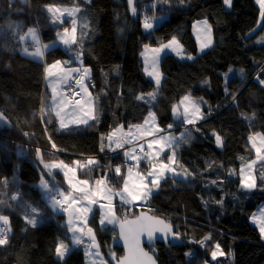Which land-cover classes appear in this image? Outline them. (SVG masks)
<instances>
[{
	"label": "trees",
	"instance_id": "16d2710c",
	"mask_svg": "<svg viewBox=\"0 0 264 264\" xmlns=\"http://www.w3.org/2000/svg\"><path fill=\"white\" fill-rule=\"evenodd\" d=\"M134 2L131 14L127 0H0V111L7 117L0 125V214L10 222L8 243L0 245V264H87L81 247L63 258L57 255L59 243H70L65 207L53 209L43 199L36 182L47 174L39 155L67 162L94 160L98 168L78 170L80 176L101 179L109 169L110 184L118 190L126 165L120 151L105 155L109 133L119 125L140 124L150 111L165 130L183 125L181 117L173 118V107L180 110L195 89L200 95L192 99L202 116L184 127L172 147L176 175L163 179L144 205L116 201V220L148 209L174 226L184 244L151 246L158 264H264V240L250 221L254 210L264 206V160L254 166L255 188H243L240 177L241 166L255 157L248 137H264V17L253 31L260 14L257 0H231L230 6L224 0ZM46 4L79 10L74 18L55 24ZM161 13L167 15L164 22L142 28L148 16ZM202 19L211 26L213 43L198 53L192 27ZM30 27L42 42L54 39L57 29H71L75 42L68 45L77 53L55 46L45 50L44 62L23 54L20 38ZM172 38L183 54L161 57L157 87L144 71L142 51ZM80 56L92 80L97 114L86 126L61 128L56 119L42 118L44 67ZM53 144L60 153L49 151ZM116 167L121 168L119 176ZM32 218L38 220L35 226L27 223ZM89 223L100 252L112 264L123 253L114 242L115 222L100 227L93 217ZM217 245L223 255L213 261Z\"/></svg>",
	"mask_w": 264,
	"mask_h": 264
},
{
	"label": "crops",
	"instance_id": "0c3cea01",
	"mask_svg": "<svg viewBox=\"0 0 264 264\" xmlns=\"http://www.w3.org/2000/svg\"><path fill=\"white\" fill-rule=\"evenodd\" d=\"M259 9H260V6H259ZM66 29H67V32L68 31L72 32L71 29L69 28H66ZM36 33L38 36V40L41 43V47H40L41 51L44 53L45 50L51 47L46 48V46L44 45V42H42L41 37L37 31ZM73 40H74V37L71 33L67 37V41L68 43H70ZM164 45H170V46L163 48V51H161L159 54H157L154 51V49L161 48ZM178 46H179L178 41L172 38L161 45L148 46L147 48L145 47L143 49L142 60L144 63V71L147 74V76H149V78H151L154 81L157 87H159L160 83L159 85H157L155 77L158 76L161 82V73H160L161 57L167 52L170 53L171 51L170 49L177 48ZM182 54H183L182 50L177 53V55L179 56H181ZM34 59L44 62V55L42 57L39 56V58H34ZM71 59L73 58H67L69 63H66L63 60H61L62 63L65 65L60 64L59 66L55 68H50V71L52 73L51 76L46 75L45 68H47L49 65L54 64L57 60L45 64V67H44L45 97H44L43 104L41 107V110L44 109L43 112L41 111L42 118L48 121H51L52 119H56L60 127H61V121H63L64 124L67 125V127H72V126H78V125L86 126L93 119V115L91 111V106H93V103L91 99L88 98V94L92 95V93H89L88 90L90 89V87H88L85 84V81L84 82L82 81L80 83V88L84 94V99L82 101H80L79 103H70L66 97L65 86H66V82L68 78L77 71L78 67L84 65L81 56L77 57L75 60H71ZM69 64H73L75 66L66 67V65H69ZM72 70H75V71H72ZM149 73H151V75H149ZM189 97L187 98L189 99ZM54 99L56 101L55 105H53ZM193 104L196 107H200L199 105H197L196 102ZM198 109L199 111H195L194 112L195 115L191 119L201 118V110L200 108ZM57 111L60 112L59 116H57L56 114ZM150 112L153 113L152 111ZM179 112H180V117L182 118L181 119L182 123H184L183 119H185L186 113L185 111L181 110V108ZM149 113L146 115V117L140 124L129 126L126 128L119 125L109 133V136L110 135L113 136V140L110 141L109 136H108L106 148L112 152L120 151V153L123 155V160H124L122 164L126 165L125 170H124V176L122 179V184H121L122 186L118 190H114L110 184L109 174H108L110 171L109 169L106 171V173H104L101 179H98L101 181L105 179L106 185H104L103 183L100 185L99 184L94 185L93 180H92L94 176L92 178H90V176H87V177L80 176L78 172V168L76 167V163H75L76 159L73 161L67 162V161H64L61 159H55V158L44 159L41 157V155H39L40 158L38 159V162H40L41 166L43 167L47 175H45L43 172L42 177L38 180V182L42 180L45 181V183L48 186L47 188L50 189V192L48 193L49 196L47 197V199L46 200L44 198L43 199L45 200L47 204H49L52 207L53 202L51 200V196L56 195L57 198L62 200L64 207L67 208V211L64 212V216H65L64 223L66 224V227H67V233L70 237V243L68 245H62V246L66 247L67 249H72L73 247L83 248L85 251V259H86L87 264H108L104 255H102V253L100 252L98 248V243L95 239L93 229L89 223L90 220L93 217H95L97 218L98 225L100 227H105L106 225L109 224L107 223L106 214L108 213V211H110L111 219L113 220V222H116L117 215L115 214V209H114V204L116 201L125 203L127 205H144L147 202L150 195L152 194V192L155 190V188H152L151 183H150L152 177L148 176V173L153 171V165H155L156 168L159 169L161 164H167L168 167L175 169L174 163H169V157L173 156L174 154V159H175V152L173 151L172 147L174 143L177 141L178 136H180L183 133V131H185V128L180 127L173 133L169 132L167 129L165 130L159 125L156 119L157 117L155 116L154 113L153 114L155 116V121L153 123V121L149 117ZM0 117H2V120H0V125L6 123L7 117L1 111H0ZM84 120H87L86 124L81 122ZM146 120L148 121L147 124L145 123ZM137 126H141V127L137 128ZM180 129L181 131L177 132ZM116 136H121L122 139H130L131 142L124 143V146L122 148H116V144L114 142ZM162 137H167L169 139L174 138L172 146L168 147L167 146L168 141L161 139ZM249 137H253V140L250 141ZM249 137H248V142L250 146L253 148V150L255 147H258V148H261V151H264V140H262L263 135H261L260 133H256ZM152 139L160 140V144L158 146L153 145V148L149 150L147 147V144H148V141ZM253 143H255V147L253 146ZM141 145L144 146L143 151H141V147H140ZM51 146L53 147V145H50V147ZM160 148H163L164 150L160 152L159 151ZM126 152L129 153L128 156L125 155ZM157 152H159L158 156H157ZM57 153L58 152H56V154ZM145 153H148V155L152 156L153 159L149 161L147 157L145 156ZM52 154H55V152H53ZM133 156L135 157L134 159L132 158ZM255 157H256V153H255ZM255 157L251 161L241 166V169H240L241 179H242V175L244 177V172L247 169L251 168L249 167V165H251ZM61 161L63 162V164L67 165L68 168H71L75 172V177H76L75 179H71L73 172L68 171V168L51 167L52 165L60 164ZM257 162H255V164ZM255 164L253 165V167L255 166ZM45 165H49L50 167L46 168ZM86 169H89V167H86L85 170ZM129 169H131V172H129ZM65 172H68L67 178L65 176ZM174 175H176V170L174 173L165 172L166 177L174 176ZM125 178H127L128 180L129 191L141 193L144 191V189L138 188L137 185H141L142 183H147L148 186L152 188L150 195H148L145 198L133 199L127 193H123ZM80 180L88 181V184L83 186L85 190L88 192L87 195H82L80 192L75 190L76 188L80 187L78 183ZM254 182L256 183L255 179H254ZM70 183L72 187L69 186ZM38 188L42 195V189L40 187ZM47 188H44V190L46 191ZM59 192H63L65 193V195H68L69 193H71L72 197H75L78 203H75V204L69 203V200L71 199V197H69V200H64L63 197H60L58 195ZM101 193H103L104 195L102 199L100 198ZM121 193L124 195L125 200L127 202L121 199V195H120ZM92 201H95V202L93 203ZM109 205H111V208H109ZM84 207H90L91 212H88L85 214L83 213L82 210L76 211L77 208L83 209ZM56 208H59V206L57 205ZM262 208H264V206ZM61 210L64 211V208ZM102 218H106L103 224H101ZM250 221L260 231V226L262 223H264V215H263V220L255 219L254 221H252V218H250ZM2 226L6 227L4 224H1V227ZM89 228L92 230L91 232L88 231ZM74 235L80 238L81 242L79 244L73 243ZM58 245H61V244L59 243ZM64 247L61 248L62 251H64ZM67 252H65L64 256L67 254Z\"/></svg>",
	"mask_w": 264,
	"mask_h": 264
},
{
	"label": "snow or ice",
	"instance_id": "6c2138e0",
	"mask_svg": "<svg viewBox=\"0 0 264 264\" xmlns=\"http://www.w3.org/2000/svg\"><path fill=\"white\" fill-rule=\"evenodd\" d=\"M128 3H129L130 6H133L134 0H128ZM224 3H225V5H229L230 6L231 0H224ZM257 3L260 5L261 14H262V17H264V0H257ZM48 11L52 12L53 8L51 6H49L48 7ZM64 11H68V10H64ZM132 11L135 14L136 10H135L134 6L132 7ZM69 15H71V12H69ZM159 19L160 20H164L166 18L165 17H160ZM144 28L146 30L152 29L153 28V24L146 22V23H144ZM65 32H67V29H65ZM29 34L33 37L34 40H36L35 32H34L33 29H29ZM62 42L64 44L68 43L67 40H63ZM73 42H75V41L73 40ZM37 43H38V41H37ZM210 44H211V40L209 39L208 43H206V44H204L202 46V50H203V48H207ZM169 46L170 45H164L161 48L154 49V51L157 54H159L161 51H163V48H166V47H169ZM46 47H49V46H46ZM145 47L147 48L148 46L145 45ZM33 55L42 57L44 55V53L39 48H37L36 52ZM188 59H192V57L189 56ZM60 63H61L60 61H56L54 64L49 65L47 68H45L46 75L47 76H51L52 73L50 71V68H55V67L59 66ZM72 71H75V70H72ZM149 75H151V73H149ZM155 79H156L157 85H159L160 80H159L158 76L155 77ZM77 83L79 84V83H81V81L77 80ZM261 83H264V81H261ZM149 96L152 99H155V95L153 93H149ZM137 99L138 100L139 99H143V97H137ZM184 99L187 100L188 98L185 97ZM55 103H56V101L54 99L53 100V105H55ZM77 103H79V101H77ZM194 110L195 111H199V109H197V108H194ZM41 111L43 112L44 109H42ZM176 111H177L176 107L174 106L173 107V113L175 114ZM185 113H186V115H185L184 123H192L193 121L188 118V115H187L188 109L187 108H185ZM56 114H57V116H59L60 112L57 111ZM149 117L151 118V120L154 123V121H155L154 114L150 112L149 113ZM0 120H2V117H0ZM81 122L86 124L87 120H84V121H81ZM145 123L147 124L148 121L146 120ZM66 127H67V125L64 124L63 121H61V128H66ZM140 127L141 126H137V128H140ZM170 127H171V125H170ZM161 139L168 141V144H167L168 147L172 146L174 138L173 139H169L167 137H162ZM249 139L251 141V140H253V137H249ZM109 140L110 141L113 140V136L112 135L109 136ZM262 140H264V137H262ZM114 142L116 144V148H122L124 146V143H130L131 140L130 139H122L121 136H116ZM159 144H160V140L152 139V140L148 141L147 147H148L149 150H151L153 148V145H157L158 146ZM216 144H217V146H221L222 145L221 137L219 135H216ZM253 146L255 147V143H253ZM53 147H55L54 144H53ZM140 147H141V151H143V145H141ZM163 150H164L163 148L159 149L160 152H162ZM256 151L259 154L261 152V148H256ZM37 155H39V150H37ZM125 155L128 156L129 153L126 152ZM158 155H159V152H157V156ZM145 156L147 157V159L149 161H151L153 159V157L148 155V153H145ZM132 158L134 159L135 157L133 156ZM259 159L264 160V156H259ZM75 163L77 165H79L78 161L75 162ZM94 163H96V161H94V160H89L88 161L89 165L94 164ZM169 163H174V154H173V156L169 157ZM253 163H255V162H253ZM45 167L48 168L50 166L49 165H45ZM51 167L68 168V166L63 164L62 161L60 162V164L52 165ZM249 167H251V165H249ZM68 171L73 172V175H72L71 179H75L76 178L75 177V172L71 168H68ZM129 172H131V169H129ZM165 172H173L174 173L175 169L168 167L167 164H161L159 169H157L156 166L153 165V171L148 173V176L152 177V179L150 181L152 188H155V189L159 188L161 180L166 178ZM115 173L118 176L121 175V168L120 167H116ZM65 176H66V178L68 177V172H65ZM78 183H79L80 187L76 188L75 190L80 192L82 195H87L88 192L85 190V188L83 186L87 185L88 181L80 180ZM96 183L97 184H102V183H104V181L98 180V181H96ZM213 183H215V181H213ZM241 185H242L243 188L249 189V190L253 189V188H255L257 186L256 183L254 182V180L251 179V177H249L247 180L242 178L241 179ZM41 186L44 187V188L48 187L47 184L43 180L41 182ZM69 186L72 187L71 183H70ZM137 187L138 188H143L144 191L141 192V193L129 191V189H128V180H127V178L124 179L123 193H127L133 199L145 198L148 195H150L151 190H152V188H149L148 184H145V183H142L141 185H137ZM58 195L60 197H63L64 200H69V197H71V199L69 200V203H71V204L78 203V201L75 199V197H72L71 193H69L68 195H65V193L59 192ZM120 195H121V199L125 200L124 195L122 193ZM13 199H16V197H13ZM51 200L53 202L52 203L53 209H55L57 205H61V207H63L62 200L57 199L56 195H52L51 196ZM92 202L94 203L95 201H92ZM125 202H127V201L125 200ZM109 208H111V205H109ZM81 210L85 214L88 213V212H91V208L90 207H84L83 209H80V208L76 209V211H81ZM64 211H67V208H64ZM105 219L106 218H102L101 219V224H103L105 222ZM0 221H2L4 225H9V223H10L9 222V217L5 216V215H0ZM112 222H113V220L111 218H107V223L110 224ZM27 223L32 224L33 226H35L38 223V220L35 219V218L28 219ZM157 223L163 224V221H158ZM9 231H10V228H9ZM88 231L91 232L92 230L89 228ZM157 231L164 233L165 238H167L168 234L171 233V228L168 225H164L163 228H157V227L153 226L152 224L139 223V224H136L135 227L130 229V237L129 236H125L124 237L125 238L126 247L129 246V244H131V251L133 253V264H144L143 258H146L150 262V264H155V262L152 260V257L148 256V253L144 252L143 249L140 248L139 236L141 234H143V233H146L147 237H148V240L151 241L153 239V233L157 232ZM4 232H5V229L4 228H0V245H5V244L8 243V239H7L6 236H4ZM260 232H261L262 238H264V223H262L261 226H260ZM121 235L124 236V227H123V225L121 226ZM175 235L178 236V233L175 234ZM80 242H81L80 238H78V237H76L74 235L73 243L74 244H79ZM62 247H64V246L58 245L57 249H56L57 255L59 257H61V258H63L65 252L70 251V249H67L66 247H64V251H62L61 250ZM217 248H219V245H217ZM221 255H223V253H221ZM216 256H217V252H215V251L212 252L213 259H215Z\"/></svg>",
	"mask_w": 264,
	"mask_h": 264
},
{
	"label": "rangeland",
	"instance_id": "374dc122",
	"mask_svg": "<svg viewBox=\"0 0 264 264\" xmlns=\"http://www.w3.org/2000/svg\"><path fill=\"white\" fill-rule=\"evenodd\" d=\"M84 1H86V2H90V0H84ZM154 5V4H153ZM152 4H150V6H147V5H144L143 7H141V9H139V10H147V7H151V6H153ZM259 5V4H258ZM49 6H51L52 8H53V11L52 12H49L48 11V7ZM260 6V5H259ZM258 6V7H259ZM44 8H45V11L47 12V14H48V16H50L51 17V20L55 23V24H62L63 23V21L64 20H68L69 19V16H71V17H75L76 16V12H77V9L79 10V8L78 7H76V6H74V5H57V4H46V5H44ZM64 10H68V11H64ZM260 14H259V18H258V24H257V26H256V28L253 30V31H256L260 26H261V22H262V19H263V17H262V14H261V8H260ZM69 12H71V15H69ZM147 16V15H146ZM145 17V16H144ZM160 17H165L166 19H167V15L165 14V13H161V14H158V15H156V16H148V18H149V21H148V23H152L153 24V27L155 26V25H159L160 23H162V22H164L166 19H164V20H160L159 18ZM142 28L145 30V28H144V23L142 24ZM29 29H33L34 30V32H35V36H36V40H34L33 39V37L29 34ZM65 29L66 28H64V29H57V31H56V34H55V38L54 39H52V40H49V41H46V42H44V45L45 46H49V47H51L52 48V46L54 47V46H59V47H61V48H65L64 50L68 53V52H70V53H77V50H75V49H72V48H69V45H68V43L67 44H64L62 41L63 40H67V37L69 36V34H71L72 32H65ZM192 34H193V37L195 38V40H197V48H198V53H201V52H203V51H205L206 49H208L211 45H212V43H213V36H212V30H211V26H210V24L208 23V21L207 20H204V19H202V20H198V21H196L194 24H193V27H192ZM23 38V39H22ZM211 40V44L207 47V48H203V50H202V46L204 45V44H206V43H208V40ZM20 40H21V51H22V53L23 54H26L27 56H31V57H33V58H39V56H35V55H33L35 52H36V50H37V48H39L40 50H41V43L39 42V40H38V36H37V33H36V30L33 28V27H30V28H28V30L21 36V38H20ZM37 41H38V43H37ZM29 42V43H28ZM29 44V45H28ZM53 44V45H52ZM49 47H46V48H49ZM171 51H170V53L171 52H173V53H178V52H180L181 50H182V46L179 44V46L177 47V48H172V49H170ZM22 54V55H23ZM26 55H24V56H26ZM76 56V55H75ZM70 58V57H69ZM76 58V57H75ZM57 61H60L61 63V65H65V64H63L62 63V61L61 60H57ZM75 65H73V64H69V65H66V67H74ZM79 68V67H78ZM230 85H232V84H230ZM89 91V93H91L90 92V89L88 90ZM199 91H198V89H195V90H193V92L190 94V98L189 99H187V100H183L182 102H181V105H179L180 106V108H181V110H183V111H185V108H187L188 109V113H187V115H188V118L190 119V120H192L193 122L192 123H183V125H180V126H175V125H173L172 127H171V129H168V131L169 132H175L178 128H180V127H190V126H192L195 122H198L200 119H191V118H193L194 117V112H195V110H194V108H199V107H196L193 103H195L194 102V100L192 99V98H199ZM88 98L89 99H91V101H92V103H93V106H91V111H92V115H93V118H95L96 117V114H97V112H96V100H95V97L93 96V95H91V94H88ZM233 103V102H232ZM202 113V112H201ZM202 116V115H201ZM180 119H182V118H180ZM184 120V119H183ZM167 131V132H168ZM179 131H181V129L180 130H178L177 132H179ZM144 147V146H143ZM256 148H258V147H255L254 148V151H255V153H256V157H255V159L253 160V162H259V161H262L261 159H259V156H264V151H261L259 154L257 153V151H256ZM49 151L51 152V151H53V152H58V150L57 149H55L54 147H49ZM58 153H60V152H58ZM251 163V168L250 169H247L245 172H244V177H243V175H242V178H244L245 180H247L249 177H251V179L252 180H256V176H255V173H254V167H253V165L255 164V163ZM103 181H104V185H106V180L105 179H103ZM41 182L42 181H39V182H36V185L38 186V187H40L41 189H42V197L46 200L47 199V197L49 196L48 195V193L50 192V189L49 188H47L46 189V191L44 190V187H42L41 186ZM45 182V181H44ZM145 184H147V183H145ZM100 185V184H99ZM150 188V187H149ZM117 192V191H116ZM104 197V195H103V193H101V195H100V198L102 199ZM1 215V214H0ZM263 215H264V208H262L260 205L254 210V212L251 214V217L250 218H252V221H254L255 219H258V220H263ZM106 217L107 218H111V213H110V211H108V213L106 214ZM129 217V216H128ZM106 220V219H105ZM1 224H3V222L2 221H0V227H1ZM7 228H8V225H5ZM3 227V226H2ZM1 227V228H2ZM263 240H264V238H263ZM214 251L215 252H217V255H219L220 253H221V251H220V249L219 248H217V246H216V248L214 249ZM213 251V252H214ZM211 259H213V257H212V254H211ZM213 261H214V259H213ZM203 264H213L212 262H210V261H206V262H204Z\"/></svg>",
	"mask_w": 264,
	"mask_h": 264
},
{
	"label": "water",
	"instance_id": "95a60500",
	"mask_svg": "<svg viewBox=\"0 0 264 264\" xmlns=\"http://www.w3.org/2000/svg\"><path fill=\"white\" fill-rule=\"evenodd\" d=\"M128 3V0H127ZM135 2L133 3V6L135 7ZM128 3V8L131 14H133L132 7ZM176 113H173V118L178 119L180 117V112L176 108ZM158 221H163V224L157 223ZM139 223H147L152 224L153 226L157 228H163L164 225H168L171 228V233L168 234L167 238H165L164 233L162 232H154L153 233V239L151 241L148 240L147 234L143 233L139 236L140 241V248L143 249L144 252L148 253V256L152 257V260L155 262V264H158V261L156 260L155 256L150 252L149 248L151 246L156 245L157 243H163L165 246H181L184 244V241L180 238V236H176L174 226L169 224L167 221H165L162 217L156 216L152 214L148 209H140L137 211V213L133 216L127 217L125 219L117 220L114 224L115 228V239L114 242L116 245H118L122 249V255L118 257H114L111 260L112 264H133V253L131 251V244L126 247L125 245V236L130 237V229L135 227L136 224ZM124 227V236L121 235V226ZM144 264H150V262L143 258Z\"/></svg>",
	"mask_w": 264,
	"mask_h": 264
},
{
	"label": "built area",
	"instance_id": "2783aa9c",
	"mask_svg": "<svg viewBox=\"0 0 264 264\" xmlns=\"http://www.w3.org/2000/svg\"><path fill=\"white\" fill-rule=\"evenodd\" d=\"M153 5V3H152ZM77 80H80L81 82L85 81V84L89 87L92 84V80L90 78V76L88 75V68L87 66H80L77 71L75 73H73L67 80L66 82V86H65V93H66V97L68 99V101L70 103H77V101H82L84 99V94L80 88V83H77ZM53 152V151H52ZM116 151H109L107 152L105 155H108L110 157H112L115 154ZM88 159L87 158H81L80 160H78L79 165L76 164V167L78 168V170H84L86 167H96V169L99 166V163H95V164H88ZM118 166V165H116ZM99 173V170L98 172ZM99 176L95 175L93 177V184H97L96 181H98ZM59 199V198H57ZM64 206V205H63ZM5 229L4 232V236H6L7 234V229L6 227H2Z\"/></svg>",
	"mask_w": 264,
	"mask_h": 264
}]
</instances>
